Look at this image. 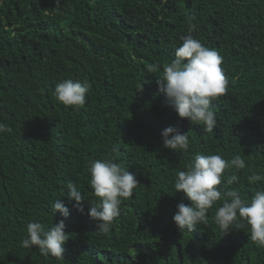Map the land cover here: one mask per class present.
Returning <instances> with one entry per match:
<instances>
[{
	"label": "trees",
	"instance_id": "1",
	"mask_svg": "<svg viewBox=\"0 0 264 264\" xmlns=\"http://www.w3.org/2000/svg\"><path fill=\"white\" fill-rule=\"evenodd\" d=\"M189 21L228 81L211 105L212 132L180 118L156 82ZM69 78L91 85L78 110L53 95ZM0 123L11 128L0 133V264H264L246 223L224 235L215 222L222 202L193 232L173 221L176 206L191 203L175 191L176 174L195 154L242 156L246 167L224 179L239 176L231 187L249 200L264 190L248 180L264 175V0H0ZM169 126L188 133V151L163 146ZM105 158L140 182L107 233L67 196L76 182L96 202L88 162ZM60 198L67 218L53 212ZM61 219L63 259L22 247L29 222Z\"/></svg>",
	"mask_w": 264,
	"mask_h": 264
},
{
	"label": "clouds",
	"instance_id": "2",
	"mask_svg": "<svg viewBox=\"0 0 264 264\" xmlns=\"http://www.w3.org/2000/svg\"><path fill=\"white\" fill-rule=\"evenodd\" d=\"M196 25L189 21L188 34L182 36V44L175 49V58L164 65L163 75L157 78L158 91L168 98L170 106L180 118L188 119L192 124L202 125L204 131L212 132L217 125L216 114L211 105L227 92L228 81L221 67L222 57L215 49L204 46L192 33ZM160 66L153 65L149 71L155 73ZM143 88V86H142ZM141 88V89H142ZM91 85L87 82L64 79L56 84L54 98L63 105L78 110L85 106L86 96ZM10 132L11 128L0 123V133ZM163 146L178 152L190 149L188 133H182L177 127L169 126L161 131ZM89 185L98 198L96 202L86 198L76 182L67 185L69 200L81 214H87L97 222L98 230L110 231L115 219L121 215V204L131 198L134 189L140 184L136 174L125 169L112 159H96L88 162ZM246 161L240 155L231 160L219 154H195L186 171L176 174L174 188L183 191L190 204L179 203L173 221L183 232H193L199 225H207L208 212L222 202L216 209L215 222L224 231V235L245 227H250V239L258 247H264V190H257L251 199L241 195L237 188L231 187L239 181L232 174L227 180V169H244ZM250 183L264 181V175L252 174ZM88 210L85 213V200ZM53 212L67 218L70 209L60 198L52 204ZM65 220L46 227L41 222L32 221L27 225V238L22 247L39 249L41 255L64 258V244L69 239L65 232Z\"/></svg>",
	"mask_w": 264,
	"mask_h": 264
}]
</instances>
